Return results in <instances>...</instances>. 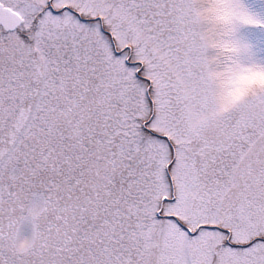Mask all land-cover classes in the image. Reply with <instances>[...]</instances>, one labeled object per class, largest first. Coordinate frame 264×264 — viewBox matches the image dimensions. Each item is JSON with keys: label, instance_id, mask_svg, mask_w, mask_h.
<instances>
[{"label": "snow or ice", "instance_id": "snow-or-ice-1", "mask_svg": "<svg viewBox=\"0 0 264 264\" xmlns=\"http://www.w3.org/2000/svg\"><path fill=\"white\" fill-rule=\"evenodd\" d=\"M251 28L252 0H0V264H264V86L226 99Z\"/></svg>", "mask_w": 264, "mask_h": 264}, {"label": "clouds", "instance_id": "clouds-1", "mask_svg": "<svg viewBox=\"0 0 264 264\" xmlns=\"http://www.w3.org/2000/svg\"><path fill=\"white\" fill-rule=\"evenodd\" d=\"M228 14L226 12L219 15L220 20H226ZM264 86V74L259 72L250 73L243 80L236 84L228 86V92L226 99L231 101L240 98L248 89L252 87Z\"/></svg>", "mask_w": 264, "mask_h": 264}, {"label": "rangeland", "instance_id": "rangeland-1", "mask_svg": "<svg viewBox=\"0 0 264 264\" xmlns=\"http://www.w3.org/2000/svg\"><path fill=\"white\" fill-rule=\"evenodd\" d=\"M253 3L264 4V0H252ZM248 34H255L259 37L264 38V29L251 28L247 30Z\"/></svg>", "mask_w": 264, "mask_h": 264}]
</instances>
